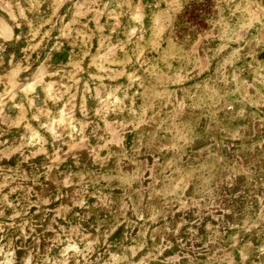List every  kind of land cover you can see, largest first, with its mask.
Here are the masks:
<instances>
[{
	"label": "rangeland",
	"instance_id": "obj_1",
	"mask_svg": "<svg viewBox=\"0 0 264 264\" xmlns=\"http://www.w3.org/2000/svg\"><path fill=\"white\" fill-rule=\"evenodd\" d=\"M0 264H264V0H0Z\"/></svg>",
	"mask_w": 264,
	"mask_h": 264
},
{
	"label": "bare ground",
	"instance_id": "obj_2",
	"mask_svg": "<svg viewBox=\"0 0 264 264\" xmlns=\"http://www.w3.org/2000/svg\"><path fill=\"white\" fill-rule=\"evenodd\" d=\"M2 37V36H1ZM5 37H7V35H5Z\"/></svg>",
	"mask_w": 264,
	"mask_h": 264
}]
</instances>
